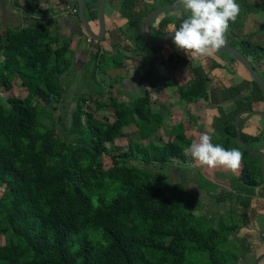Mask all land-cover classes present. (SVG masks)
Wrapping results in <instances>:
<instances>
[{
  "label": "trees",
  "instance_id": "16d2710c",
  "mask_svg": "<svg viewBox=\"0 0 264 264\" xmlns=\"http://www.w3.org/2000/svg\"><path fill=\"white\" fill-rule=\"evenodd\" d=\"M97 2L84 0L89 23L97 24ZM236 2L240 13L230 22L228 36L238 38L245 13L252 8L245 0ZM165 3L175 0H121L117 15L127 25L107 32L112 46L107 55H116L120 46L132 50L133 57L139 54L148 59L141 80L151 81V89L157 91L172 83L171 71H164L162 81L158 75L151 77L158 59L155 53L162 47L145 42L140 22L151 9ZM25 6L26 13L32 14L35 5ZM171 11L176 10L150 21L156 37L175 30L165 17ZM179 11L186 18L188 13ZM52 21L37 18L29 25L5 27L0 32V91L8 92L18 83L25 92L23 96H0V237L4 239L0 264H227L219 248L225 233L238 232L256 214L250 203L258 183L254 177L257 166L248 162L245 157L250 153L235 138L234 116L263 97L258 85L250 76L236 86L220 85L217 94L209 88L211 76L203 67L190 64L191 80L180 88L186 101L204 98L217 106L214 127L224 135L213 144L241 148L243 155L238 181L231 184V191L215 197L217 203L234 198V205L209 213L213 223L207 225L198 221L191 203L184 204L181 195L166 194L157 180L148 178L147 168L164 169L174 159L184 162V149L193 142L181 131L174 134V140L153 141L165 117L151 106L148 91L131 102L129 114L111 92L104 97L100 90L78 94L72 107L53 116L48 104L55 110L63 106L61 78L72 70L73 56L68 51L73 37L60 38ZM77 23L81 25L78 19ZM89 39L87 55H93L97 65L105 52ZM239 50L246 56V49ZM176 63L182 66L187 60L179 56ZM95 72L94 68V79ZM241 91L246 96L226 106L217 104ZM106 107L113 108L112 120L96 115ZM59 123L64 133L58 130ZM132 124L137 140L147 139L146 143L130 140L126 148L107 146L124 136V129ZM240 137L248 136L241 133ZM103 155L110 159L108 167ZM116 182L119 193L108 198ZM236 218L239 224L234 223Z\"/></svg>",
  "mask_w": 264,
  "mask_h": 264
},
{
  "label": "crops",
  "instance_id": "0c3cea01",
  "mask_svg": "<svg viewBox=\"0 0 264 264\" xmlns=\"http://www.w3.org/2000/svg\"><path fill=\"white\" fill-rule=\"evenodd\" d=\"M245 1V4L249 5L252 9L245 13L240 27L239 37H229L228 34L230 35V33L228 32L226 36V43L236 47L238 50L239 47L246 49V56L256 67L257 71H264V56H262V54L264 55V0ZM120 2L121 0H106L105 6L107 5L109 8V15H105V22L106 29L108 30L115 26L125 27V25H127L126 19L117 15ZM25 3L35 5V9L32 14L26 13ZM75 13L76 6L74 0H0V32H2L5 27L19 28L29 25L33 19L42 18L44 22L47 20L51 22L52 19V27L54 29L58 28V31H56L59 33L64 32L68 26H71L74 29L73 42L71 43L72 46L73 43L75 44L77 42H75V38L79 37L77 30L80 27L77 23V16ZM165 17L171 20L174 26L173 29H176L182 22L183 15L181 11L176 10L166 13ZM108 23L111 24L110 27H107ZM105 39L106 40L104 42H107L106 44L109 48L108 52L110 53L112 49L111 45H109L110 42L108 34ZM99 45L102 48V45ZM161 47L165 51V54L160 56L158 51L155 53L158 57L157 62L155 63L158 70H162L165 56H167V54L168 56L172 55L177 58L179 56L184 57L187 60V63L182 66H177L174 70L177 81L174 82L170 75L172 80L170 85H167L158 91L152 90L150 86L151 81L145 79L141 80L143 76H146V69H148L147 66L149 63L148 59L143 60L142 56L139 54L136 55V57H133L131 56L133 54L132 50L126 51L124 48H120V46H118L117 53L120 52L122 54V64L117 67L118 69H116V71H119L118 73L124 80L121 84L115 85L113 90L114 92H111L112 96L116 98L117 102H122L130 100V96L128 94H131V92H134L135 90L141 89L142 94L145 91L149 92L151 106L163 117H165L162 126L155 131L153 135L154 139L159 138L164 141L174 140V134L180 131L183 132V135L186 138L193 141L197 140L199 135L204 132H207L212 137V141L214 135L215 137L218 136V139L223 137L224 132L220 133L214 127L215 118L219 116V111L215 104L205 100L204 98L186 101L180 95V88L187 87L188 81L191 80L192 77V74L189 71V65H201L203 67L204 71L211 76L209 88H214L217 94H219V89L217 87H220V85L224 87L236 86L240 84L242 80H250V75H243L240 71L242 65H239L236 61H232L220 51H216L212 56L193 58L188 57L182 50H178L172 40L168 41ZM162 48L159 50H162ZM74 50L75 49L73 47L71 54L73 56V64H76L77 62L75 61L77 60L74 58ZM88 50L89 48L87 47L84 51L86 55L85 58L88 57ZM80 52L81 50L79 53ZM81 54H83V51ZM85 58L83 59L82 65H79L81 70L83 68V64H85V61L87 60ZM213 63H217L218 67H213ZM122 67H124L123 70ZM102 74H105V72ZM234 75L240 76V80L235 83V85H232L231 80L235 77ZM108 92H110V89L106 91V93ZM252 108H258L257 102H253ZM261 108L264 109V105L261 104ZM258 121V117L253 113L241 114L238 117L240 134L244 133L245 135H257L259 133V127L261 126L260 123H262L261 121L258 123ZM179 125H181L182 129L176 131L175 127ZM130 126H133V124ZM128 127L124 129V135ZM135 136L136 138L133 140L135 143L138 142L144 144L147 142V139L137 140V132ZM237 149L240 150L239 148ZM189 155H187V157ZM193 160L194 159L191 157V163ZM185 161L188 163L187 158ZM184 162L180 164L178 169L181 170L182 177L187 178L188 180L189 178H192L191 180H193L194 176L189 173L190 171L192 173L193 169L185 170L190 166L185 165ZM203 167V169L207 171L210 169L207 166ZM186 172L189 173V175H186ZM220 172V177H225L222 178V181H226L225 168L220 166ZM211 197H217V195L214 196L213 194ZM261 197L263 198L264 203V196L261 195Z\"/></svg>",
  "mask_w": 264,
  "mask_h": 264
},
{
  "label": "rangeland",
  "instance_id": "374dc122",
  "mask_svg": "<svg viewBox=\"0 0 264 264\" xmlns=\"http://www.w3.org/2000/svg\"><path fill=\"white\" fill-rule=\"evenodd\" d=\"M105 15H109V8L106 5L104 8ZM110 27L111 24L108 23L107 27ZM97 24L94 23V31H96ZM53 28V27H52ZM56 30V29H55ZM55 32V31H54ZM60 35V38L67 39L68 37L72 38V35L67 34L68 31L65 30L64 32H55ZM156 33L151 30V37L155 39ZM73 42V38H72ZM71 42V43H72ZM76 42V40H75ZM78 43H73L72 46L70 44L69 46V54L68 56L72 55L71 50L74 47V58H76L77 62L72 65V70L66 74L64 77L61 78V83L64 88L63 97L65 98L62 102L63 106L58 108L57 110L53 109L52 104H48V107L52 109L53 116L56 117L61 111L63 113L64 110L69 109L73 106L74 100L76 99V96L81 93H86L89 91H102L101 93L104 95L107 94L106 91L110 89V92L114 90L115 85H119L123 82L122 76L118 73L119 71H116L118 69V62L122 59V54L119 52L116 55H107V51L105 52V55L98 60L97 65L94 63V56L89 54L88 57L85 58L84 51L86 50L87 46L84 44H79L80 40L77 41ZM85 43H88L87 41ZM107 42H104L105 46L108 47L106 44ZM78 44V45H77ZM72 48V49H71ZM83 48V54L79 51ZM159 55H164L165 51L158 50ZM161 53V54H160ZM83 55V56H81ZM262 56H264L262 54ZM83 57V58H82ZM228 57V56H227ZM87 59L85 61V64H83L82 70L79 68V65H82L83 59ZM163 59V58H162ZM161 59V60H162ZM177 57L175 56H165V60L163 63L162 70H158L156 67V70L152 72L151 77L155 78L156 75L160 76V81H162L164 78V72L165 70H170V75L173 78V81L176 82V75L174 73V70L177 67V63L175 62ZM240 65V64H239ZM95 68V79L92 77V71ZM124 67H122V70ZM150 69V67H149ZM120 70V69H119ZM240 71L243 75H247V71L241 66ZM105 74H102L104 73ZM258 72H261L259 70ZM233 77L231 80L232 85H235L240 80V76ZM234 83V84H233ZM114 92V91H113ZM131 92V91H130ZM7 94H16L18 96H23L25 94L24 90L19 86L18 83H15L10 91L8 92H2L0 91V96L3 97V95ZM142 94V90H135L134 92H131V94H128L130 97V100L122 101L124 104V107L126 109V112L129 114L131 111V102L138 96ZM60 104V103H59ZM59 106V105H58ZM226 106V105H224ZM57 107V106H56ZM96 115L100 118L112 120L114 118L113 114V108L112 107H106L102 108L99 111H97ZM48 120H44V122H47ZM260 121V119H259ZM180 126L175 127L176 131H179ZM58 130L64 133V126L63 124L59 123L57 126ZM136 129L134 126H130L126 129V133L124 136H120L113 140V142H109L107 144L108 147L111 145H117L120 148H126L127 141L128 140H134L136 138ZM218 139V136L215 137L213 140ZM156 143H162L164 142L163 139L155 138L153 140ZM231 149V148H229ZM247 158V156L245 157ZM249 159V158H248ZM187 162H184L185 165L190 166L186 168L185 170H191L193 169V172H189L194 176V179L182 177L181 170L178 169L180 167V164L182 161L174 159L173 162L169 167H165L164 169H158V168H147V174L150 182H153L154 180H157V185L163 189L166 194L170 195L173 193L179 194L182 197V201L184 204L191 203V209L194 210L196 213V217L198 221L204 222L207 225L212 224L213 222L208 218L209 213L214 214L216 211H222L227 210L228 205H234L235 199L231 198L228 200V202L222 203L220 202L219 205L216 202L215 197H211L213 194L214 196H219L220 194L224 195L225 193H228L230 191L229 182H234V180L239 178V171L238 170L233 172L230 169L225 168L226 174L228 176V179L226 181H222L220 179V166L216 168H210L209 171L203 169L204 167L198 163V161L193 160L191 163V155L187 157ZM102 161L105 167H108L110 165V159L107 155H103ZM189 173H185L186 175ZM224 175V174H223ZM225 176V175H224ZM251 176L250 178H252ZM256 179H259V175L256 174L254 176ZM225 178V177H221ZM260 180V179H259ZM114 189L110 193V197H113L119 193L118 189V183L116 182L114 185ZM199 187L201 188V191L199 190ZM2 190V187H0V191ZM199 190V191H198ZM215 192V193H214ZM253 201H251V204ZM259 205H261L259 203ZM253 207V205H252ZM258 207V206H257ZM189 208V209H190ZM255 215V214H253ZM257 215V217H256ZM256 215L252 216L251 222H249L248 225L242 226L238 232L236 230L227 231L224 235L225 240L221 242L220 249L224 252V255L227 259V264H255V261L258 257L262 256V258L258 261V264H264V236L263 239L260 236V232L264 230V205L263 209L261 207L256 210ZM227 220V217L225 218ZM234 223L239 224L240 219L236 218L234 220ZM100 239V232L97 235V239ZM4 239L1 236L0 237V243H3Z\"/></svg>",
  "mask_w": 264,
  "mask_h": 264
},
{
  "label": "clouds",
  "instance_id": "9594fccd",
  "mask_svg": "<svg viewBox=\"0 0 264 264\" xmlns=\"http://www.w3.org/2000/svg\"><path fill=\"white\" fill-rule=\"evenodd\" d=\"M175 4L182 6L188 15L171 32L172 41L178 50L193 58L212 56L224 46L230 22L234 23L240 13L236 0H175ZM184 153L202 166H222L233 172L239 169L243 159L238 149L213 144L207 132L199 135Z\"/></svg>",
  "mask_w": 264,
  "mask_h": 264
},
{
  "label": "water",
  "instance_id": "95a60500",
  "mask_svg": "<svg viewBox=\"0 0 264 264\" xmlns=\"http://www.w3.org/2000/svg\"><path fill=\"white\" fill-rule=\"evenodd\" d=\"M106 0H98L97 2V32L94 31L91 28L90 23L87 21L86 14H85V4L84 0H77V19L80 21V26L82 28V32L87 35L89 38L93 39L94 41H99L103 38L106 32V22H105V8ZM182 6H176L175 3H165L162 5H159L153 9H151L141 20L140 22V34L142 38L147 42L149 45L153 47H161L164 46L168 41L172 40V35L174 33H171L173 31H169L165 33L164 35L154 39L151 37V28H150V21L169 10H182ZM220 52L227 53L231 55L235 60H237L242 67L248 72V74L251 76V78L255 81V83L258 85V87L261 89V91L264 94V81L261 78L260 74L258 73L256 67L253 65V63L248 59L247 56H245L240 50H238L236 47L226 43L224 46H222L219 50ZM244 92H238L236 94H233L226 99L221 100L217 104L220 106L228 105L241 97L244 96ZM243 113H253L259 115L257 111H254L252 109H243L236 113L234 117V124L236 127V140L244 146L247 150L251 151L248 144L240 138V126L238 124V117ZM261 115V114H260ZM263 116V115H262ZM264 117V116H263ZM260 236L263 239L264 236V230L260 232ZM262 258V256L258 257L255 261V264H258V261Z\"/></svg>",
  "mask_w": 264,
  "mask_h": 264
},
{
  "label": "flooded vegetation",
  "instance_id": "af4514ba",
  "mask_svg": "<svg viewBox=\"0 0 264 264\" xmlns=\"http://www.w3.org/2000/svg\"><path fill=\"white\" fill-rule=\"evenodd\" d=\"M90 25H91V28L94 30V23L91 22ZM65 30H67L68 31V34L69 35H72V37H73V30L74 29L71 26H68V28L65 29ZM77 32L79 34V37H76L75 38L76 41H79L80 40V43L79 44H84V45H86L88 47V45L90 44L91 40L89 38H87V35H85L82 32L81 26L78 28ZM96 32H97V30H96ZM107 32H108V29H106V32H105V35L103 36V38L101 40L95 41V42H98L99 44H101L102 45V51H107V53L109 54V52H108V49L109 48L106 47L105 44L103 43L106 40L105 38L107 37ZM86 41L88 43H85ZM76 43H78V42H76ZM109 45H111V43ZM111 49H112V46H111ZM82 51H83V48L81 49V52ZM114 52L116 53L117 51H114ZM258 73L260 74L261 78L264 81V71H261V72H258ZM244 93H245L244 96H246V92H244ZM262 96H263L262 98H260V99H258L256 101H253V102H257L258 108H256V109H253L252 108L253 102H252L250 108H246V109H252L254 111H257V113H259V115L255 114L258 117V119H260V121L262 122V123H260L258 121V123H260V125H261L259 127L260 128L259 129V133L257 135H247L248 137H246V139H242L240 137L242 140H244L248 144V146H249V148H250L251 151H255V152H250L249 150H247L245 148L250 153V155L247 156V160H248V162L249 161L253 162L257 166L256 177H257V175H259V179H260L259 180L257 178L258 183H257L256 186H254V189H253L254 190V195L252 196V200H251V201H253V203L252 204L250 203V210H254V211H256L257 209H259L260 207H261V209H263L262 206L264 205L263 198L261 197V195H264V117H263L264 116V109L261 108V104L264 105V94H263V92H262ZM240 136H241V134H240ZM239 149H240L239 151L241 152V148H239ZM242 165H243V163L241 162V167H242ZM241 167H240V170H241ZM227 179H228V176L226 174V180ZM221 180H222V178H221ZM231 184L232 183L230 181L229 182L230 191L232 190ZM199 190L201 191V188H199ZM259 203L261 205H259ZM217 205H219V203ZM252 205H253V207H252ZM256 217H257V215H256Z\"/></svg>",
  "mask_w": 264,
  "mask_h": 264
}]
</instances>
